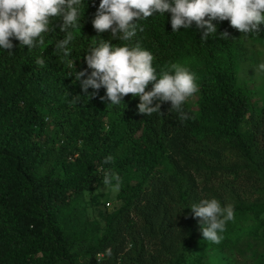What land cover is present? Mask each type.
Listing matches in <instances>:
<instances>
[{
    "label": "trees",
    "instance_id": "obj_1",
    "mask_svg": "<svg viewBox=\"0 0 264 264\" xmlns=\"http://www.w3.org/2000/svg\"><path fill=\"white\" fill-rule=\"evenodd\" d=\"M99 3L81 5L67 58L76 71L87 69L92 39L139 42L157 73L179 62L196 75L199 92L184 105L193 118L181 122L170 102L162 115L140 114L131 94L111 105L103 87L85 95L55 52L62 17L43 46L29 51L12 38L13 54L0 49V264H206L223 249L264 264V93L238 77L241 64L258 62L264 24L245 36L213 21L217 33L203 42L194 23L172 32L171 14L154 13L139 22L143 32L119 41L94 29ZM101 166L122 177L111 198L98 189ZM212 197L234 206L220 244L203 238L190 208Z\"/></svg>",
    "mask_w": 264,
    "mask_h": 264
},
{
    "label": "clouds",
    "instance_id": "obj_2",
    "mask_svg": "<svg viewBox=\"0 0 264 264\" xmlns=\"http://www.w3.org/2000/svg\"><path fill=\"white\" fill-rule=\"evenodd\" d=\"M83 0H0V49L9 50L14 47L12 38L20 42L21 48L27 45L29 51L45 44L44 34L50 28L52 20L62 17L60 31L64 38L55 46L64 55V62L75 69L74 61L68 60L69 45L76 39L74 29L80 28L83 16L81 5ZM154 13L163 16L171 14L172 32L181 28H192L193 23L201 31L200 40L205 42L209 36L217 33V24L213 21H229L230 26L243 33L256 34L261 32L264 24V0H100L92 24L97 33L111 32L112 38L119 41H131L137 31H144L140 21L152 17ZM230 34L225 30L219 37L226 39ZM85 61L87 69L76 71L75 81L85 95H95L103 87L104 97L111 105H119L123 97L131 94L139 97L138 112L151 116L161 114V104L170 102V112L178 114L181 122L193 117L184 109L186 102L199 92L196 75L188 66L179 62L161 68L159 73L153 66V54L135 45L112 44L110 40L92 39ZM35 63L44 66L45 60L37 56ZM88 69H91L90 73ZM264 71V63L259 64ZM151 84V90H146ZM96 90L91 94L88 89ZM78 96H73V103ZM154 101H157L154 103ZM112 155L104 158L103 164H110ZM102 173L105 189L118 193L122 186V177L111 168H97ZM191 211L198 224L203 238L211 243L220 244L226 225L234 221V206L224 204L215 198H201L193 203ZM111 252L109 251V255Z\"/></svg>",
    "mask_w": 264,
    "mask_h": 264
},
{
    "label": "rangeland",
    "instance_id": "obj_3",
    "mask_svg": "<svg viewBox=\"0 0 264 264\" xmlns=\"http://www.w3.org/2000/svg\"><path fill=\"white\" fill-rule=\"evenodd\" d=\"M256 49L260 52L258 62L254 63V65L241 64L238 77L239 79H248V84L253 88V86L258 85V95L262 97V93H264V71L259 70V64L264 63V46L255 45ZM254 98L255 104H259L260 101ZM99 192L103 194H107L108 197L113 196V192L104 188L103 184L98 186ZM104 204L105 208H109L111 205V200H107ZM204 262L206 264H250L248 259V255H237L233 253V251H229L228 249H223L222 251L214 250L210 251L206 254Z\"/></svg>",
    "mask_w": 264,
    "mask_h": 264
},
{
    "label": "built area",
    "instance_id": "obj_4",
    "mask_svg": "<svg viewBox=\"0 0 264 264\" xmlns=\"http://www.w3.org/2000/svg\"><path fill=\"white\" fill-rule=\"evenodd\" d=\"M100 257H102V254H96V258H100Z\"/></svg>",
    "mask_w": 264,
    "mask_h": 264
}]
</instances>
